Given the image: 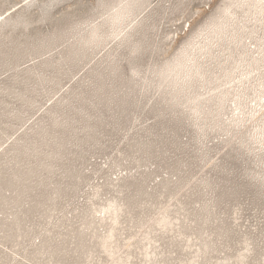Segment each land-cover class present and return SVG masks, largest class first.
<instances>
[{"label": "rangeland", "instance_id": "374dc122", "mask_svg": "<svg viewBox=\"0 0 264 264\" xmlns=\"http://www.w3.org/2000/svg\"><path fill=\"white\" fill-rule=\"evenodd\" d=\"M0 264H264V0H0Z\"/></svg>", "mask_w": 264, "mask_h": 264}]
</instances>
